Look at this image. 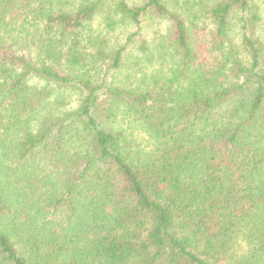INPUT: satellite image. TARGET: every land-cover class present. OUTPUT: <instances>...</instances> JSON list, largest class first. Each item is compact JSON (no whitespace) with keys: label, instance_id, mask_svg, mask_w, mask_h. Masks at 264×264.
<instances>
[{"label":"trees","instance_id":"16d2710c","mask_svg":"<svg viewBox=\"0 0 264 264\" xmlns=\"http://www.w3.org/2000/svg\"><path fill=\"white\" fill-rule=\"evenodd\" d=\"M0 264H264V0H0Z\"/></svg>","mask_w":264,"mask_h":264},{"label":"rangeland","instance_id":"374dc122","mask_svg":"<svg viewBox=\"0 0 264 264\" xmlns=\"http://www.w3.org/2000/svg\"><path fill=\"white\" fill-rule=\"evenodd\" d=\"M150 29H151V27H150Z\"/></svg>","mask_w":264,"mask_h":264}]
</instances>
